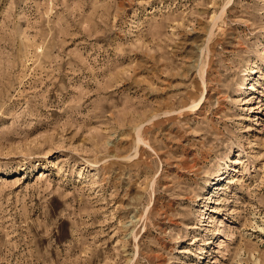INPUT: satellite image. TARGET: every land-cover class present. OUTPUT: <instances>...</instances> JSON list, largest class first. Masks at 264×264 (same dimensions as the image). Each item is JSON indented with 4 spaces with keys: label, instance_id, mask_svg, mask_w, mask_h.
<instances>
[{
    "label": "rangeland",
    "instance_id": "obj_1",
    "mask_svg": "<svg viewBox=\"0 0 264 264\" xmlns=\"http://www.w3.org/2000/svg\"><path fill=\"white\" fill-rule=\"evenodd\" d=\"M0 264H264V0H0Z\"/></svg>",
    "mask_w": 264,
    "mask_h": 264
}]
</instances>
